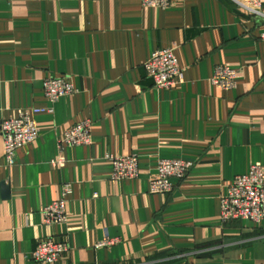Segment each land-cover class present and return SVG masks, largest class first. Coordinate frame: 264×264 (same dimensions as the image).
<instances>
[{
    "label": "crops",
    "instance_id": "0c3cea01",
    "mask_svg": "<svg viewBox=\"0 0 264 264\" xmlns=\"http://www.w3.org/2000/svg\"><path fill=\"white\" fill-rule=\"evenodd\" d=\"M263 23L230 0H0V122L43 111L11 168L0 136V264H43L31 253L48 239L69 249L55 264H264V221L219 216L232 179L264 170ZM157 49H173L182 71L170 90L144 75ZM222 65L236 71L229 91L210 82ZM60 77L76 93L51 103L42 83ZM86 120L91 144L65 146L53 167L64 131ZM126 155L137 177L112 180L105 157ZM160 159L194 165L153 195ZM66 184V223L44 225ZM105 238L117 242L96 248Z\"/></svg>",
    "mask_w": 264,
    "mask_h": 264
},
{
    "label": "built area",
    "instance_id": "2783aa9c",
    "mask_svg": "<svg viewBox=\"0 0 264 264\" xmlns=\"http://www.w3.org/2000/svg\"><path fill=\"white\" fill-rule=\"evenodd\" d=\"M79 2L97 0H77ZM173 0H140L144 8L168 9ZM236 7L247 15L264 20L261 0H230ZM259 39L264 41L263 30ZM145 78L159 90H170L182 76L173 49H157L143 65ZM236 71L227 66H217L210 82L222 91H229L235 87ZM42 89L45 98L55 103L59 99L76 93L73 85L66 77L44 79ZM43 112L41 109L19 110L15 117L0 122V136L3 145L5 165L11 168L16 163V152L31 145L38 137L35 116ZM91 144V122L81 121L67 128L62 138L57 142L60 155L51 165L62 168L65 164L62 151L65 146L84 147ZM105 159L112 167L111 179L122 181L134 179L138 175V158L136 155L106 156ZM193 163L185 160L160 159L157 163L156 177L150 182V193L165 195L172 191L173 179L182 181L187 177ZM72 190L71 185L62 186L61 195L41 211L43 223L46 226H61L67 221L66 198ZM219 216L222 222L240 220L253 225H260L264 221V170L253 164L244 175L235 176L227 193L220 198ZM116 239L105 238L96 244V248L112 246ZM69 251L64 242L45 240L35 247L31 253L34 262L55 264L58 259Z\"/></svg>",
    "mask_w": 264,
    "mask_h": 264
},
{
    "label": "water",
    "instance_id": "95a60500",
    "mask_svg": "<svg viewBox=\"0 0 264 264\" xmlns=\"http://www.w3.org/2000/svg\"><path fill=\"white\" fill-rule=\"evenodd\" d=\"M6 190V189H5Z\"/></svg>",
    "mask_w": 264,
    "mask_h": 264
}]
</instances>
